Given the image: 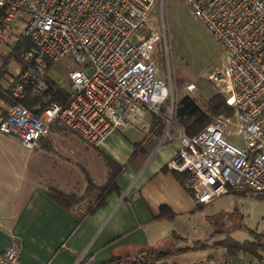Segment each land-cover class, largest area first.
Segmentation results:
<instances>
[{"label":"built area","instance_id":"2783aa9c","mask_svg":"<svg viewBox=\"0 0 264 264\" xmlns=\"http://www.w3.org/2000/svg\"><path fill=\"white\" fill-rule=\"evenodd\" d=\"M155 1L0 0V88L10 97L0 94V132L35 149L55 121L92 145L116 127L142 121L145 132L153 129L151 116H164L172 97L156 60L161 36L148 22ZM186 2L224 48V63L209 80L232 114L215 115L194 135L174 125L180 146L168 164L183 173L198 203L228 187L264 197V0ZM24 40L17 57L14 46ZM67 57L74 66L65 102L51 101L41 113L23 104L26 93L55 88L48 63ZM0 264H20L18 248L0 251ZM242 264L264 260L245 252Z\"/></svg>","mask_w":264,"mask_h":264},{"label":"crops","instance_id":"0c3cea01","mask_svg":"<svg viewBox=\"0 0 264 264\" xmlns=\"http://www.w3.org/2000/svg\"><path fill=\"white\" fill-rule=\"evenodd\" d=\"M152 124L148 132L142 121L113 128L97 145L71 130L53 129L35 149L0 132V251L17 247L20 264H94L147 248L179 249L167 255L169 264H242L245 252L229 255L216 244L227 236L217 238L222 230L213 229L208 219L201 237L188 238L194 216L201 208L211 212L214 199L195 201L183 173L168 164L180 146L175 128L167 118L161 131ZM100 152L123 165L118 190L79 220L47 195L42 184L80 191L86 183L81 165L95 183H104L107 169ZM41 171L49 176L56 172L59 180L44 178ZM195 241L205 245L194 247Z\"/></svg>","mask_w":264,"mask_h":264},{"label":"rangeland","instance_id":"374dc122","mask_svg":"<svg viewBox=\"0 0 264 264\" xmlns=\"http://www.w3.org/2000/svg\"><path fill=\"white\" fill-rule=\"evenodd\" d=\"M148 22L161 36L157 45L156 60L162 70L161 78L167 82L172 92V97L170 95L165 101L166 106L161 108L164 119L169 116L171 98L175 102L182 93L189 92L202 104L214 91H219L217 86L210 82L209 75L222 67L224 48L196 18L186 0H156L148 12ZM72 66L74 61L70 57L62 58L53 62L49 73L59 85L68 87L67 70ZM190 82L196 85V91L186 89ZM171 122L169 127L174 128L172 114ZM53 129L69 130L66 127H50V132L45 138L51 137ZM233 136L235 135L231 138H234ZM59 140L60 137L57 139L58 146ZM236 140L241 141L239 136H236ZM42 173L44 178L59 180L56 172L50 176L45 175V171H41ZM211 210H198L194 216V228L191 227L193 231L188 237L190 240L194 234L198 237L204 234L203 225L208 219L210 223L207 224L213 229L222 230V235L217 234V238L231 236L238 240L253 239V230L261 234L257 239L264 242V197L247 193H224L214 198ZM260 253L264 256V250H260Z\"/></svg>","mask_w":264,"mask_h":264},{"label":"trees","instance_id":"16d2710c","mask_svg":"<svg viewBox=\"0 0 264 264\" xmlns=\"http://www.w3.org/2000/svg\"><path fill=\"white\" fill-rule=\"evenodd\" d=\"M27 45L28 42L24 40L20 45L14 46L13 54L19 57L20 53ZM52 64V61L48 63V69L51 68ZM54 83L55 88H51L43 94L26 93L21 99L23 104L37 113H41L51 101L63 104L66 99L67 90L59 86L56 82ZM8 93V89L3 91L0 88V94L6 99H10ZM220 113L231 114L232 108L226 103L225 96L219 91H214L207 101L202 104L199 103L191 93L185 92L182 93L173 104L172 120L175 125L182 126L187 135H194L209 123L215 115ZM153 123L156 125L155 131H161L165 125V119L160 115L153 114ZM50 127L63 128L65 125L55 121L51 123ZM94 147L96 148V146ZM100 153L107 169V176L104 183H95L90 177L88 170L81 165V170L86 183L80 193L65 192L52 185L42 186L47 195L66 209L73 212L79 220L84 218L87 214L94 212L98 207L104 205L106 197L111 191L118 190L117 178L123 170V165L115 161L106 153ZM227 191L235 194L243 193L236 192L231 187H228ZM251 231L254 236L253 239L238 241L233 237L227 236L218 240L216 244L225 247L229 255L244 251L256 254L261 260H264L259 253V248L264 249V242L257 239L261 234H258L253 230ZM204 245L205 243L202 241H195L194 243V247H202ZM183 249L184 248H180V250ZM178 250L179 249L166 251L158 248H147L142 249L135 254L114 256L108 260L94 264H169L166 260L167 255Z\"/></svg>","mask_w":264,"mask_h":264}]
</instances>
